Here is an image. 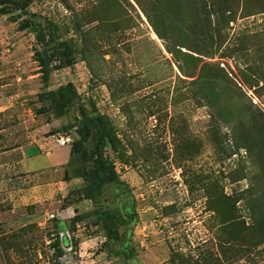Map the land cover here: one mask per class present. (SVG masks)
Instances as JSON below:
<instances>
[{
	"label": "rangeland",
	"instance_id": "rangeland-1",
	"mask_svg": "<svg viewBox=\"0 0 264 264\" xmlns=\"http://www.w3.org/2000/svg\"><path fill=\"white\" fill-rule=\"evenodd\" d=\"M27 1L26 11L0 7V264H171L174 254L264 264L248 208L264 193V0ZM31 16L74 50V65L50 76L48 90L79 93L61 119L39 99V46L19 29ZM80 106L109 118L119 140L107 153L121 183L95 203L67 200L85 186L59 167L77 134L50 135L80 119ZM48 137L62 146L29 164L57 167L33 171L22 149ZM98 210L121 218L118 241L97 225Z\"/></svg>",
	"mask_w": 264,
	"mask_h": 264
},
{
	"label": "trees",
	"instance_id": "trees-1",
	"mask_svg": "<svg viewBox=\"0 0 264 264\" xmlns=\"http://www.w3.org/2000/svg\"><path fill=\"white\" fill-rule=\"evenodd\" d=\"M250 0H245L248 3ZM27 0H1L2 14L7 15L12 11L5 8L10 4L14 9L26 11L28 7ZM5 5V6H4ZM2 6H4L2 8ZM24 21L20 24L19 29L24 31L32 29L36 37L37 48L34 52V60L38 63L42 80L46 86V90L39 95L41 102H49L47 112H50L56 119H61L68 115L70 109L79 99L77 89L72 85H64L56 90H48L51 72L70 68L74 65V50L72 45L59 38L58 26L52 22L48 26H43L41 22H34L32 19ZM155 28V26H154ZM159 36L160 32L155 29ZM174 55H183L190 59H195L193 55L182 52L180 49L176 51L170 50ZM204 69V68H203ZM263 79V80H262ZM205 80V79H204ZM259 81H264V77ZM208 83L209 81H204ZM205 84V83H204ZM201 99L210 105L217 106L220 102L216 97L209 96L205 93ZM80 119L68 124L61 130H54L50 135L60 134L63 131L74 130L78 139L73 141L70 150V159L66 164L65 178L66 182L73 179L81 180L85 186L81 189L71 192L68 201L74 194L79 195L80 200H89L95 203L96 197L102 190L111 184L121 183L120 175L116 169L115 162L108 156L107 151L110 149L114 153L119 151V140L116 136L115 130L109 118L104 115L89 112L84 106H80ZM69 168L73 169L71 176ZM253 205L251 220H255L250 229L256 230L261 236V244L264 243V193L259 197ZM231 199V197H229ZM249 200V199H248ZM260 200H262L260 202ZM98 224L102 225L103 230L106 231V237L110 242L118 241L120 239V227L122 226L121 218L113 214L109 210H98L95 212ZM125 224V223H124ZM123 224V225H124ZM125 226L131 229L132 223H127ZM77 227V220L72 222V230L75 231ZM232 235V233H230ZM50 246L55 250V258L59 260L64 255V250L61 246L60 237L53 239ZM73 242L77 245L78 242L73 238ZM75 245V246H76ZM220 248V245H218ZM2 250L0 249V252ZM186 256L174 254L171 257V264H188ZM59 264V263H55Z\"/></svg>",
	"mask_w": 264,
	"mask_h": 264
},
{
	"label": "crops",
	"instance_id": "crops-1",
	"mask_svg": "<svg viewBox=\"0 0 264 264\" xmlns=\"http://www.w3.org/2000/svg\"><path fill=\"white\" fill-rule=\"evenodd\" d=\"M47 126L50 127V124H47ZM50 141H51V137H48L45 142L41 141L40 144H37V145L31 144L32 145L31 147L28 146V147H25L24 149H22L23 154H24V157H22V158L25 159V165H26V163L29 165L28 168L31 167L33 171H36V170L37 171H45V170L51 169L53 167H57L53 164L52 165H45L43 161H42V164H38V166H36V165L32 166L29 164V161L32 159H40V158H44V157L50 158V148H49L50 143H51ZM52 144L55 148H58V146H62V143L59 142V140H57L56 142H52L51 145ZM32 148H37L39 150V153L38 154L31 153L30 151ZM44 150L46 151V153L43 152ZM68 159H70V153H69V156L67 153V158L64 159V161L62 162V164L59 165V167L66 165L69 162Z\"/></svg>",
	"mask_w": 264,
	"mask_h": 264
},
{
	"label": "built area",
	"instance_id": "built-area-1",
	"mask_svg": "<svg viewBox=\"0 0 264 264\" xmlns=\"http://www.w3.org/2000/svg\"><path fill=\"white\" fill-rule=\"evenodd\" d=\"M53 218H54V216H53Z\"/></svg>",
	"mask_w": 264,
	"mask_h": 264
}]
</instances>
